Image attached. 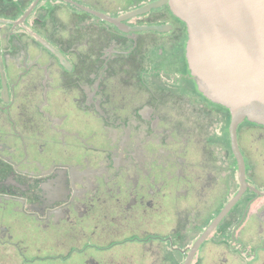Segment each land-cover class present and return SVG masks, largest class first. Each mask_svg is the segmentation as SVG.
Wrapping results in <instances>:
<instances>
[{
	"label": "flooded vegetation",
	"instance_id": "flooded-vegetation-1",
	"mask_svg": "<svg viewBox=\"0 0 264 264\" xmlns=\"http://www.w3.org/2000/svg\"><path fill=\"white\" fill-rule=\"evenodd\" d=\"M158 1L0 0V264H264V125Z\"/></svg>",
	"mask_w": 264,
	"mask_h": 264
},
{
	"label": "water",
	"instance_id": "water-1",
	"mask_svg": "<svg viewBox=\"0 0 264 264\" xmlns=\"http://www.w3.org/2000/svg\"><path fill=\"white\" fill-rule=\"evenodd\" d=\"M188 27V59L199 89L226 106L233 127L264 125V0H161Z\"/></svg>",
	"mask_w": 264,
	"mask_h": 264
}]
</instances>
